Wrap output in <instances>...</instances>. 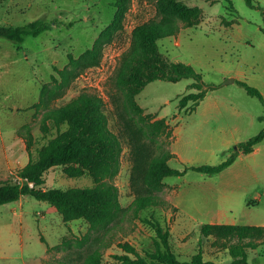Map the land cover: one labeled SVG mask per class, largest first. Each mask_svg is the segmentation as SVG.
<instances>
[{
	"label": "rangeland",
	"instance_id": "1",
	"mask_svg": "<svg viewBox=\"0 0 264 264\" xmlns=\"http://www.w3.org/2000/svg\"><path fill=\"white\" fill-rule=\"evenodd\" d=\"M180 1L202 11L191 15V23L177 19L178 30L161 38L159 46L171 60L192 64L203 75L207 93L196 107L193 100L181 107L184 95L199 91L190 87L193 78L152 81L134 96L144 108L141 119L127 106L130 88L118 86L114 75L136 26L164 17L159 0H128L119 28L102 44L99 63L70 69L68 79L64 72L72 67L70 54L78 59L93 47L116 17L115 0H0V25L36 19L53 24L20 43L0 36V181H22L19 171L57 133L54 127L44 132L45 112L84 93L100 101L122 144L119 168L107 178L117 185L120 201L111 223L95 229L84 218L66 220L48 201L32 195L1 204L0 264H87L97 249L102 254L97 264H119L124 243L143 254L156 247L157 221L170 230L171 247L180 260H190L202 249L205 259L229 264V242L203 235L202 225L216 219L249 224L264 215V140L256 160L243 159L240 152L222 172L192 168L222 162L238 143L224 150L226 140L246 141L264 129V103L232 80L240 76L264 94V0H255L260 7L246 0ZM159 121L160 131L150 135ZM166 150L172 153L167 163L187 171L149 186L141 169L150 161L143 153L154 157ZM45 177V187L62 189L93 186L99 180L88 170L71 176L63 166L51 168ZM139 195L160 201L136 213ZM220 208L225 216L214 218ZM244 242L250 260L264 263V236Z\"/></svg>",
	"mask_w": 264,
	"mask_h": 264
},
{
	"label": "trees",
	"instance_id": "2",
	"mask_svg": "<svg viewBox=\"0 0 264 264\" xmlns=\"http://www.w3.org/2000/svg\"><path fill=\"white\" fill-rule=\"evenodd\" d=\"M127 2L128 0H115V5L119 8L116 17L93 47L87 49L78 59L70 54L72 67L64 72L65 79H68L70 69L81 67L84 62L91 65L99 63L102 44L112 37L115 29L119 28L127 9ZM246 2L252 7H260L255 0H246ZM159 7L164 17L162 20H152L136 26L132 45L120 56L114 75V82L118 86L130 88L126 97L127 106L139 114L141 119L145 118L144 108L137 103L134 96L152 81L163 79L177 82L183 78H193L194 82L190 87L199 91L184 95L180 100L181 107L186 106L191 100L195 102L196 107L207 93L205 88L207 84L203 80V75L192 64L168 58L161 51L158 42L178 30L177 19L183 18L188 23L194 22L191 15L196 17L198 12L202 11L201 7H191L180 0H159ZM52 27L51 22L42 19H36L25 25L1 24L0 36L20 43L25 40L26 35H39ZM237 81L249 94L257 96L264 103V94L261 90L245 80L237 79ZM261 119H264V115ZM160 123L159 121L150 128V135L160 131ZM43 125L46 134L52 127L56 128V135L38 149L37 158L30 156L29 162L19 171L22 181H0V205L17 201L22 196L32 195L37 199L48 201L63 214L66 220L84 218L92 228L106 227L120 210L118 187L107 178L113 177L119 168L122 144L117 133L109 127L108 115L102 109L100 101L94 95L81 94L59 108L46 111ZM263 140L264 129L248 140L238 142L230 156L222 162L216 165L202 164L192 168L208 174L219 173L233 164L240 152L253 151L254 147ZM171 156L172 153L168 150L161 156L154 157L148 151H144L142 158L150 161L141 169L146 184L158 187L164 177L184 174L187 171V168L180 170L171 167L167 163ZM57 166H63L65 172L71 176L81 175L88 170L99 180L95 185L87 187L68 189L45 187L46 173ZM159 201L160 198L157 196L139 195L135 200L136 213ZM154 226L158 236L155 239L156 247L143 254L136 247L124 243L122 246L126 253L118 255L117 258L121 261L119 264H219L214 260L205 259L202 249H199L190 260H180L171 247L170 230L159 221ZM201 232L205 236L215 234L218 238L229 242L226 245L232 256L229 264H264L250 260L244 242L248 237L264 236V225L208 222L202 225ZM101 256V251L95 250L89 255L87 264H97Z\"/></svg>",
	"mask_w": 264,
	"mask_h": 264
},
{
	"label": "crops",
	"instance_id": "3",
	"mask_svg": "<svg viewBox=\"0 0 264 264\" xmlns=\"http://www.w3.org/2000/svg\"><path fill=\"white\" fill-rule=\"evenodd\" d=\"M234 78H235V80H237V79L242 80V78H241L240 76H237V75H235ZM237 142H239L238 139H228V140H226V141L223 143V148H224V150H225V149H228V148H230V147H232V146H234L235 143H237ZM262 142H263V141H262ZM262 142H261V143H262ZM261 143L257 144V145L254 147L253 151H251V152H249V153H244V154L242 155L243 159L246 157L245 155H247L249 158L252 157L253 159L256 160V153H258V151H260V149H261V145H262ZM209 152H213V154H216V153H217V151L215 152V150H212V151L209 150ZM231 165H232V164H231ZM247 166H248L249 168H253V165H251L250 162L247 163ZM228 167H229V166H228ZM221 172H222V171H221ZM22 198H24V196H22L19 200H22ZM223 211H224V209L220 208V209L217 211V213L215 214V216H213V217H214V218H220L221 216H225V214H224ZM213 223H221V220L216 219L215 221H213ZM249 224L264 225V215L261 216V217L259 218V220H257L256 222L254 221V222L249 223ZM23 244H24V243L22 242V245H23Z\"/></svg>",
	"mask_w": 264,
	"mask_h": 264
},
{
	"label": "water",
	"instance_id": "4",
	"mask_svg": "<svg viewBox=\"0 0 264 264\" xmlns=\"http://www.w3.org/2000/svg\"><path fill=\"white\" fill-rule=\"evenodd\" d=\"M232 80L234 81V80H235V78H232Z\"/></svg>",
	"mask_w": 264,
	"mask_h": 264
}]
</instances>
